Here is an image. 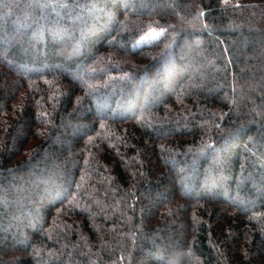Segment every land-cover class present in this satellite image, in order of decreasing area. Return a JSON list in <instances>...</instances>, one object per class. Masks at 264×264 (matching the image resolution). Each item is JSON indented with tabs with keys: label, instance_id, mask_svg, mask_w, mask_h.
I'll use <instances>...</instances> for the list:
<instances>
[{
	"label": "trees",
	"instance_id": "trees-1",
	"mask_svg": "<svg viewBox=\"0 0 264 264\" xmlns=\"http://www.w3.org/2000/svg\"><path fill=\"white\" fill-rule=\"evenodd\" d=\"M0 0V264H264V0Z\"/></svg>",
	"mask_w": 264,
	"mask_h": 264
},
{
	"label": "rangeland",
	"instance_id": "rangeland-1",
	"mask_svg": "<svg viewBox=\"0 0 264 264\" xmlns=\"http://www.w3.org/2000/svg\"><path fill=\"white\" fill-rule=\"evenodd\" d=\"M129 5H133V7H142L141 5L137 4V0H129ZM139 6V7H138Z\"/></svg>",
	"mask_w": 264,
	"mask_h": 264
}]
</instances>
